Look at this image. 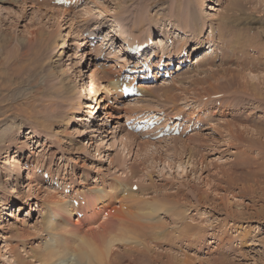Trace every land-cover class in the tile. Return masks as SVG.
<instances>
[{
  "label": "rangeland",
  "instance_id": "obj_1",
  "mask_svg": "<svg viewBox=\"0 0 264 264\" xmlns=\"http://www.w3.org/2000/svg\"><path fill=\"white\" fill-rule=\"evenodd\" d=\"M83 1L61 14L50 0H0V264L45 263L35 257L45 253V224H58L54 197L72 208L62 237L75 227L99 237L119 223L135 232L138 245L112 247L111 259H133L119 264H264V0ZM192 10L203 22L197 50L195 34L181 29ZM224 16L230 35L219 25ZM37 29L41 43L30 41ZM93 30L123 49L155 33L163 52L187 48L195 59L168 82L141 86L142 99L121 102L107 85L113 65L97 69L104 63L86 44ZM110 56L124 62L119 51ZM92 71L106 93L91 91ZM97 97L104 100L93 111ZM149 108L183 114L194 130L155 140L129 134L127 112ZM115 184L121 191L108 198ZM101 188L108 195L91 217L95 200L88 205L85 191ZM131 193L143 204L167 203L166 211L138 224L135 209L121 207ZM104 208L121 216L104 223Z\"/></svg>",
  "mask_w": 264,
  "mask_h": 264
},
{
  "label": "bare ground",
  "instance_id": "obj_2",
  "mask_svg": "<svg viewBox=\"0 0 264 264\" xmlns=\"http://www.w3.org/2000/svg\"><path fill=\"white\" fill-rule=\"evenodd\" d=\"M79 1H81V0H74V4H78ZM59 7L64 8L62 11H60L61 14H67L65 8H71V6L70 7L59 6ZM176 16H177V14H176ZM224 17L221 18V19H218V20H220V24L219 25L222 27V30L225 31V33H227L228 35H230V33L228 32V30L230 28L229 26L232 27V25L227 24V22H225L224 20H226V21L228 20L229 21V19L226 16H224ZM183 21L185 22V25L183 24L181 26L182 28L181 27L180 28L182 30H184V31H186L185 29H188L186 32H188L189 34H195L192 37V39H194V41H195V44H194V47L195 48H193V49L194 50H197L198 47H200L199 45L203 41L201 39L202 36H201V32H200V30L202 28V25H203V22H201V18L199 17V15L197 14V12L195 10H192L189 13L185 14ZM138 23L139 22H137V24ZM226 27H229L228 30H225ZM193 29H195V31ZM42 32L40 30H38V29L32 31L31 32L32 39L30 41H37L38 40V42H40V43L43 42V39H42L43 36L41 35ZM48 40H49V37H48ZM231 40L232 39L229 38V41L228 42H230ZM50 45H51V43H50ZM166 49H164V50H166ZM193 53L194 52H192V54ZM189 56H190V54H187L186 57L189 58ZM180 59H186V58L185 57H180ZM197 61H199V60L198 59L195 60L194 63H192V64H196ZM90 78H91V85H92L91 86V91H93L94 93L95 92H98V96L102 93V91L104 89L107 90V85H109L111 87V89L112 88L115 89V86H114L115 83H114L113 77H112V79H107V83H108L107 85H105V84L102 85V83H100L99 80L97 81L96 73L94 71L91 72ZM103 78H104V76H103ZM101 85L103 86L102 87L103 90L102 91H99V90H101L100 89L101 88L100 87ZM105 91H103V93ZM0 92H3V89ZM252 95L254 96L255 94H252ZM2 100H3V98H2ZM101 100L103 101L104 99L101 98V97L100 98L97 97L96 100H95L96 101V105L88 104L89 105L88 107L89 108H92L93 111H94L95 108L97 107V103H99ZM230 123L231 122H229V123L226 124L227 127H230ZM187 126H188V124L185 125V129L187 128ZM131 133H133V132H131ZM134 134H136V133H134ZM205 144H207V142ZM199 145H200V143H199ZM201 145H204V144H201ZM235 146H237V145H235ZM238 146H241V144H239ZM243 151H244V149H240V153L241 154L238 157L243 156V153H244ZM244 162L245 161L233 162V165L236 166V167H239V166L243 165ZM179 167H182V166H180V164H179L178 165V168ZM181 169L182 168H180V170ZM115 185H117L116 186V193H114L115 192V189H113V190H111L112 191L111 193H108L109 195L107 193H105L104 192V189L102 190V188L101 189H98V190L89 189L88 191H85V193H86L85 194V196H86L85 199L87 200L88 205L91 204V201H94L95 200V203L92 205V207H90V206L87 207V210H88L89 215L91 217L97 216L98 214L100 216V214H101L100 211H96L94 209V208H96L95 206H97L96 202H98V201H101V202L104 201L103 198L106 195H108V198H110V197L113 198L115 196L114 194H117L118 192L121 191L120 188H118V186H120V185H118V184H115ZM130 187H132V186H130ZM9 191H11V189ZM128 192L130 193V190ZM133 195L131 193L130 196L124 198V201H122V203L124 202V204H122L121 207H122V209H126L127 207L129 209H135V211L132 212V216L135 218V220H136V222L138 224L140 222H142V220H145L147 222V224H150V221L152 219V215L157 214L159 212V210L160 211H166V206H167L166 204L167 203L166 204L165 203H160V202L159 203H156L157 202L156 201L155 204H153V203L152 204H149V203L147 204V202H145L146 201L145 200L144 201L145 203L143 204L141 201L138 200V198H135V196H133ZM59 198L60 197H58V198H55L54 197L53 200L50 201V204H52V208H53V205H54V208H56L55 211L53 210V214H54L53 216L56 217L58 224H56L54 222H51L49 225L48 224H45V230H47V234H48L47 235L48 238H46L45 239V242H44V251H45V253H42L40 255H37L35 257L36 258L35 259L36 261L45 262L47 264H111V263H114V264L117 263V264H119V262H121V258H123V260H128V261L133 260V259H131V256H130L129 253H125L124 256L121 257V258H118V255L115 253L114 260L111 259L112 247L115 244H117V243L119 244L120 242H125L126 244H135V245H138L139 244V242L136 241V237H132V235L135 234V232L134 231H131V230H125L124 229L125 227L123 226V224H122V228H121V223H119L118 226H117V228H114V230L111 231V232H109V233L107 231H105L103 234H100V232H97V231L94 232V234H99V237H95L93 235L79 234V231H76V230H78L77 227H75V229H73L74 232H70L67 235H65V236H67L66 238H65L64 235H63L64 237H62L60 234H57V231L59 230V228L66 225L65 218L71 217V215H72L71 214L72 208L68 204V202L67 201L65 202L64 199H62V198L59 199ZM204 198H206V197H202V196L198 197V199H200V200H202ZM118 202H119V200H118ZM84 203H85V201L82 202L81 204H84ZM108 205L109 204H107V206H106V204H105V207H108ZM118 207L121 208L120 205ZM173 207H169L168 208V211H171V213H173L174 217H176L175 220L182 219V221H184V217L179 216L178 214H180V212H178V211L176 212ZM99 208L101 210L102 207H100V205H99L97 207V210ZM108 208H110V206ZM108 208H104V212H106L103 215V217H102L104 223L109 219V218H106L107 215L110 216L109 214H111V213L115 217H120L121 216L119 213H117L115 211H111V209H108ZM77 212H81V211H77ZM107 212H108V214H107ZM82 215H84L83 212H81V216ZM101 227H103V225H101ZM189 227H190V224H189ZM187 228H182L185 233H188L189 232V231H187ZM64 233H65V230H64ZM143 235L144 234H142L141 236H143ZM57 236L60 237V238H58ZM175 237L178 238V235H176ZM50 239L53 240L52 244L49 243ZM145 249H147V248H145ZM134 251H138V252L140 251V252H142V254L144 253V250H142V249L141 250L134 249ZM11 254H12V252H11ZM187 260H189V259H187Z\"/></svg>",
  "mask_w": 264,
  "mask_h": 264
}]
</instances>
